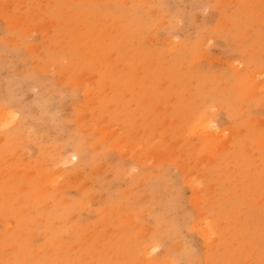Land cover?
I'll list each match as a JSON object with an SVG mask.
<instances>
[{"label":"rangeland","instance_id":"374dc122","mask_svg":"<svg viewBox=\"0 0 264 264\" xmlns=\"http://www.w3.org/2000/svg\"><path fill=\"white\" fill-rule=\"evenodd\" d=\"M0 264H264V0H0Z\"/></svg>","mask_w":264,"mask_h":264},{"label":"bare ground","instance_id":"6f19581e","mask_svg":"<svg viewBox=\"0 0 264 264\" xmlns=\"http://www.w3.org/2000/svg\"><path fill=\"white\" fill-rule=\"evenodd\" d=\"M209 129V128H208ZM215 130H216V128H215ZM218 130V129H217ZM222 132V131H221Z\"/></svg>","mask_w":264,"mask_h":264}]
</instances>
